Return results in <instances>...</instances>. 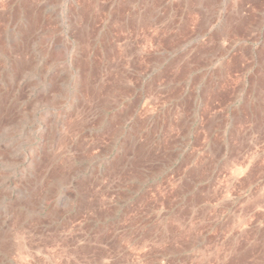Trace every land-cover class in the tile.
<instances>
[{"label": "rangeland", "instance_id": "rangeland-1", "mask_svg": "<svg viewBox=\"0 0 264 264\" xmlns=\"http://www.w3.org/2000/svg\"><path fill=\"white\" fill-rule=\"evenodd\" d=\"M260 5L0 0V264H264Z\"/></svg>", "mask_w": 264, "mask_h": 264}, {"label": "crops", "instance_id": "crops-1", "mask_svg": "<svg viewBox=\"0 0 264 264\" xmlns=\"http://www.w3.org/2000/svg\"><path fill=\"white\" fill-rule=\"evenodd\" d=\"M260 3H261L260 5L261 9H260L258 18L262 22L264 21V0H260ZM263 53H264V47H263Z\"/></svg>", "mask_w": 264, "mask_h": 264}, {"label": "bare ground", "instance_id": "bare-ground-1", "mask_svg": "<svg viewBox=\"0 0 264 264\" xmlns=\"http://www.w3.org/2000/svg\"><path fill=\"white\" fill-rule=\"evenodd\" d=\"M165 139V138H164ZM163 140V139H162Z\"/></svg>", "mask_w": 264, "mask_h": 264}]
</instances>
